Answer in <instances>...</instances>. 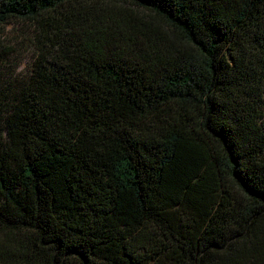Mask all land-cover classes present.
<instances>
[{
  "label": "trees",
  "instance_id": "trees-1",
  "mask_svg": "<svg viewBox=\"0 0 264 264\" xmlns=\"http://www.w3.org/2000/svg\"><path fill=\"white\" fill-rule=\"evenodd\" d=\"M12 23L0 264H264V0H0Z\"/></svg>",
  "mask_w": 264,
  "mask_h": 264
},
{
  "label": "rangeland",
  "instance_id": "rangeland-1",
  "mask_svg": "<svg viewBox=\"0 0 264 264\" xmlns=\"http://www.w3.org/2000/svg\"><path fill=\"white\" fill-rule=\"evenodd\" d=\"M23 29H21L17 23L8 24L7 26L0 28V46L5 48V52H7L8 57L10 58V51L6 50V47L15 48V51L21 50L18 58L19 64H17V59L13 61V63L9 67L5 68L6 73L8 75H14L20 77L25 75L30 68V54L29 50L26 48V42H23L24 37ZM18 42H23V45H20ZM20 45V46H19ZM0 51L1 48H0ZM3 52V51H2ZM1 74H5V72H1ZM1 129V128H0Z\"/></svg>",
  "mask_w": 264,
  "mask_h": 264
}]
</instances>
